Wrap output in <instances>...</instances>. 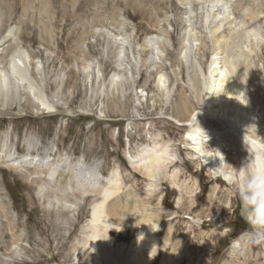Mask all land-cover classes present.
<instances>
[{
    "label": "rangeland",
    "instance_id": "374dc122",
    "mask_svg": "<svg viewBox=\"0 0 264 264\" xmlns=\"http://www.w3.org/2000/svg\"><path fill=\"white\" fill-rule=\"evenodd\" d=\"M10 31L0 69L22 51L34 88L0 96V264H99L82 233L99 201L77 179L115 181L113 249L147 220L145 264H264V213L245 200L258 156L248 139L264 145V0H0V40ZM213 61L235 86L226 101L209 99ZM236 99L234 133L206 111L230 115ZM187 122L211 136L200 153ZM152 147L166 167L150 181L130 166ZM34 164L56 176L43 183Z\"/></svg>",
    "mask_w": 264,
    "mask_h": 264
},
{
    "label": "bare ground",
    "instance_id": "6f19581e",
    "mask_svg": "<svg viewBox=\"0 0 264 264\" xmlns=\"http://www.w3.org/2000/svg\"><path fill=\"white\" fill-rule=\"evenodd\" d=\"M9 35H11V31L8 32L7 36L4 35L1 38L0 47L2 45H4L7 38L9 37ZM5 38H6V40H4ZM218 39L219 38L217 37L216 40H218ZM3 40H4V43H3ZM144 42L149 43V44L152 43V41L148 40V39H146ZM216 42H218V41H216ZM186 52L187 51L184 50L183 54L185 55ZM13 56L14 55H12V57ZM12 57L9 61V66L7 68V71H5L4 69L3 70L0 69V96L5 95L4 97H6V94L8 92L10 93V91L11 92L14 91L16 93V92H18V89H17L18 87L26 88V91H28L30 95H33L31 92V88H34V87L33 86L32 87L31 86L26 87V85H25V82L26 83L28 82L27 81L28 80L27 79V72H26L28 69L26 67L27 66L26 63L28 60H27L26 54L25 53L22 54V51H21V53H19L18 55H15V57H13V58ZM185 57L186 56H183V59ZM210 64H211L210 69H212V70H211V75H210L211 80L209 82L210 83L211 98H209V99L210 100L213 99V101H214V99L218 100V97H222L224 95V98H221V99L223 101H226V99H228V97H231L233 95L234 90H235V86L234 87L232 86L233 83H232V81H230L231 80L230 78H229L230 80L228 79L229 75L228 76L226 75L227 72L226 73L224 72V70H225L224 68L218 67L217 63L215 61L211 62ZM118 77L119 76H116L114 74L111 77L112 80H111L110 84H114L115 81H117L119 79ZM116 78H118V79H116ZM158 84L161 85V87H159L157 85L158 88H160L159 90H162V88L165 85V79L163 78L162 75H160L158 78ZM208 95H209V91H208ZM2 98H3V96H2ZM238 101H240V100L236 99L228 107L229 111L232 110V113L230 115H227V113H224V112L218 113L215 111L216 109L215 110L208 109L206 111V113L210 117V120H213L214 122L225 121L226 123H231V126H232L231 129L234 130L235 128H237L241 131L242 130V123L240 122V116H239L240 114H238V112L240 111L241 105ZM229 102H230V100H229ZM225 118H226V120H224ZM183 125L184 126H190V129L185 133L184 139L190 145L191 150L193 152H198V153L202 152L200 150L201 146H203L204 142L209 143L211 136L210 135H204L201 129L189 125L188 122L186 124L183 123ZM233 132L236 133L235 130ZM242 135H244V138H245L246 135L245 134H242ZM244 138H242V139L244 140ZM245 140H247V139H245ZM248 143H249V146L252 147L257 152L256 155H258L256 158V166H257L256 170H255L256 172H254V174L256 173L255 178L257 177V175L264 176V145H260L258 143V141L251 140V139H248ZM150 149H149L150 153L149 154L146 153L145 154L146 156H142L139 159L138 163L133 164L134 161L132 159L130 160L129 158H128V162L130 164H133L130 167L134 171L138 172L144 179H148L151 181V179L153 177H155L158 173H160L161 170L164 169V167H166L165 166L166 159H165V151H156V147H152ZM147 150L148 149H146V151ZM259 154H260V156H259ZM22 157L24 158V156H22ZM213 157H214V160L216 161V158H220V153H217V156L214 155V156H212V158ZM23 158H21L22 159L21 163H23L25 165L32 164V162H33L32 156L26 157L24 159ZM145 159H148V160H145ZM143 160H144V162H143ZM12 164L15 165V164H17V162L14 163L12 160L11 162H9L8 165H5V166L9 169V171L15 170V172H16V167L14 169V165H12ZM49 165H51V164H49ZM32 168H35V170H36L35 173L38 174V176H36V177L41 178L43 183L46 182L47 180L53 179L56 176L55 172L52 171V166H50V168L47 171L44 170L43 167H41L40 165L34 164L32 166ZM57 177H59L60 180H61V178H63L59 175H57ZM101 181L102 182L105 181L106 184L108 183V180H104V181L101 180ZM31 182H32V180H31ZM114 182L115 181H109L108 185H104L103 183H101V184H103L101 186H97V184H94V185H90L87 187L88 184L85 185L81 180L77 179L75 181V183L77 184L75 186V191L78 194H80L82 198L89 195V196L97 197V200L99 201V202H97V204L95 203L96 205H92L88 211V220H87L88 222L85 225L86 229L84 230V232H82V233H84L83 234L84 235L83 246H85L84 251L86 250L87 253L89 251L90 254L92 256H94V258L96 259V261L99 264L100 263L101 264H145L148 261V259L150 258V254H152L154 251V248L152 247V245H150V244L148 245L149 242H147V239L145 237L148 235L147 229L145 228V225H147V223H146L147 220L144 222H141L137 237L134 239V241L132 240V243H130V244L128 243L121 248L113 249L111 247V241L109 242V240H107L108 237L106 239L108 232H110V230L113 229V227L109 226L110 224L108 221V217L112 218V221H113V219L115 221H119L122 217L123 208H124V207L122 208L114 199L115 194L117 192L116 191L117 185L115 186ZM62 192L60 194V197L62 195L63 200L59 199V202L63 205L64 210H69L71 208V206L68 207L69 202L67 201V199L69 196L66 195V193H65L66 191L64 192L65 194ZM110 202H113V203H110ZM85 235H86V237H85ZM82 250H83V248H82ZM146 253H149V256L146 255V257H145L144 254H146ZM92 256H91V258H92ZM95 264H97V263H95Z\"/></svg>",
    "mask_w": 264,
    "mask_h": 264
},
{
    "label": "clouds",
    "instance_id": "9594fccd",
    "mask_svg": "<svg viewBox=\"0 0 264 264\" xmlns=\"http://www.w3.org/2000/svg\"><path fill=\"white\" fill-rule=\"evenodd\" d=\"M250 189L251 195H246L245 200L250 204L258 205V211L264 213V176L257 175V177L252 180Z\"/></svg>",
    "mask_w": 264,
    "mask_h": 264
},
{
    "label": "trees",
    "instance_id": "16d2710c",
    "mask_svg": "<svg viewBox=\"0 0 264 264\" xmlns=\"http://www.w3.org/2000/svg\"><path fill=\"white\" fill-rule=\"evenodd\" d=\"M236 221L239 223L240 222V218L238 216H236Z\"/></svg>",
    "mask_w": 264,
    "mask_h": 264
},
{
    "label": "water",
    "instance_id": "95a60500",
    "mask_svg": "<svg viewBox=\"0 0 264 264\" xmlns=\"http://www.w3.org/2000/svg\"><path fill=\"white\" fill-rule=\"evenodd\" d=\"M247 214V213H246Z\"/></svg>",
    "mask_w": 264,
    "mask_h": 264
}]
</instances>
